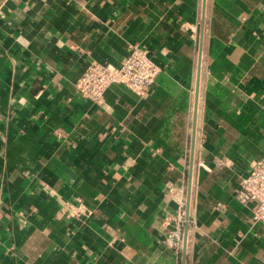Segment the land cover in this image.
I'll use <instances>...</instances> for the list:
<instances>
[{
  "label": "crops",
  "instance_id": "obj_1",
  "mask_svg": "<svg viewBox=\"0 0 264 264\" xmlns=\"http://www.w3.org/2000/svg\"><path fill=\"white\" fill-rule=\"evenodd\" d=\"M201 11L0 0V264H264V224L235 197L264 154V0H205L194 120ZM132 45L160 67L144 96L75 91ZM188 190L174 252L162 234Z\"/></svg>",
  "mask_w": 264,
  "mask_h": 264
},
{
  "label": "built area",
  "instance_id": "obj_2",
  "mask_svg": "<svg viewBox=\"0 0 264 264\" xmlns=\"http://www.w3.org/2000/svg\"><path fill=\"white\" fill-rule=\"evenodd\" d=\"M159 71L160 67L142 47L132 45L117 66L90 62L74 81V89L83 99L95 105L101 103L104 91L112 84H122L141 97L146 94ZM235 197L242 204L254 202L252 220L264 224V154L253 162L246 175L240 177ZM74 208L81 209V205ZM172 221L173 227L166 228L161 241L167 248L179 252L185 221L182 198L177 200Z\"/></svg>",
  "mask_w": 264,
  "mask_h": 264
},
{
  "label": "water",
  "instance_id": "obj_3",
  "mask_svg": "<svg viewBox=\"0 0 264 264\" xmlns=\"http://www.w3.org/2000/svg\"><path fill=\"white\" fill-rule=\"evenodd\" d=\"M204 3H205V0H202L200 36H199V61H198V65H197L196 86H195L194 120H195V111H196V103H197V91H198V80H199V72H200V52H201L202 29H203V20H204ZM191 147H193V134H192ZM188 198H189V190H188V194H187V203H186V211H185V221H184L183 234H182L183 252H184V249H185L186 232H187V227H188ZM182 264H184V257H182Z\"/></svg>",
  "mask_w": 264,
  "mask_h": 264
}]
</instances>
